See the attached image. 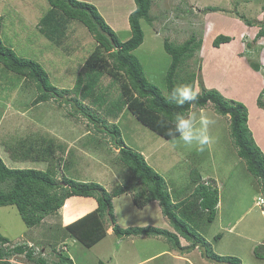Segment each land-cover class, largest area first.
I'll use <instances>...</instances> for the list:
<instances>
[{"label":"rangeland","instance_id":"1","mask_svg":"<svg viewBox=\"0 0 264 264\" xmlns=\"http://www.w3.org/2000/svg\"><path fill=\"white\" fill-rule=\"evenodd\" d=\"M77 1L96 7L121 41L130 36L127 17L133 0ZM49 11L48 0H0L1 43L18 57L40 64L49 83L58 90L67 91L59 99L33 105L37 96L35 85L6 71L0 64V157L5 165L41 171L50 167L55 173L54 179L60 183L63 176L81 182H95L109 194L119 186H129L133 192L111 199L116 225L121 229L151 226L173 232L158 204L145 208L133 204L132 196L142 187L119 162L118 146L110 134L101 133L95 127L106 122L108 129L113 124L119 129L123 147L141 153L146 163L164 179L173 202L193 199L191 194L195 184L191 171L200 174L203 181L216 188L218 193L212 222L206 221V214L188 221L204 240L202 249L196 247L180 253L171 250L162 237L118 239L110 232L89 249L74 240H67L66 255L72 263L235 264L238 260V264H264V257L260 256V253L264 254L261 247L264 245V196L258 181L249 174L244 161L237 155L229 135L228 116L217 114L210 103L201 109H190L198 118L213 122L208 128L210 142L200 150L195 144L188 146L179 140L164 139L142 125L125 106L121 104L120 107L119 83L107 75L101 76L97 87L93 88L92 93L97 95L92 99L103 102L96 108L88 98L82 99L73 93L78 77L83 80L86 73L84 61L96 43L85 27L76 21L63 23V38L51 42L39 31L40 21ZM61 20L59 18L58 24ZM140 25L144 38L133 55L141 63L148 81L163 92V77L170 64L163 49L164 40L180 45L192 38L197 48L193 56L178 68L177 83L184 85L192 75V85L198 93L201 88L216 90L226 100L242 103L247 110L248 128L254 113L249 109L251 101L246 98L252 92H255L257 111L264 113V96H260L264 88V36L257 37L264 28V0H152L149 20H142ZM218 35L228 36L231 40L215 48L212 42ZM253 66H259L258 70ZM74 101L76 109L70 104ZM117 103L120 110L112 116L107 110L116 113ZM80 110L100 121L89 123L87 117L76 112ZM41 134L45 140L50 137L55 143V160L44 163L37 158L21 159V152H29L28 145L36 146L31 138L36 140L43 137ZM262 138L264 142V136ZM34 149L31 154L40 158L41 149ZM260 199L263 203L256 204ZM75 200L78 206L85 202L82 197ZM62 222L60 209L35 227L28 228L15 206L0 207V234L9 240L2 248L11 250L24 243L37 252L34 257L41 255L46 264H55L58 259L50 246L55 245L57 249L60 241L48 244L50 246L45 244L49 239L56 240L53 227ZM105 226L111 230L107 222ZM179 241L183 248L190 245L181 238ZM205 249L209 256L203 255ZM6 263L38 264L29 262L24 254H11L6 257Z\"/></svg>","mask_w":264,"mask_h":264},{"label":"trees","instance_id":"2","mask_svg":"<svg viewBox=\"0 0 264 264\" xmlns=\"http://www.w3.org/2000/svg\"><path fill=\"white\" fill-rule=\"evenodd\" d=\"M50 11L40 21L39 31L51 42L60 41L63 38V23L70 24L76 21L82 24L87 32L93 37L96 45L89 56L84 61L86 73L83 80L78 77L74 86L73 93L82 99H89L90 104L99 108L103 102H96L92 98L93 88L97 87V80L107 75L115 82L119 83L121 104L126 107L136 120L142 125L153 131L164 139H173L169 135L174 131L175 114L178 109L169 102V94L172 89L179 86L178 68L183 62L191 58L197 44L190 38L180 45H174L168 40H164L163 49L170 58V64L163 77L164 92L153 83L149 82L145 76L141 63L133 55L143 42L144 33L140 22L149 20V11L152 0H133L134 8L127 17L130 36L121 41L115 32L105 23L93 5L77 0H48ZM59 18L62 20L59 23ZM264 36V28L257 33V37ZM230 37L218 35L212 42L213 47L217 48L220 44L230 42ZM0 64L11 73L21 76L25 81H30L35 85L37 96L32 102L38 105L50 99H59L61 94L67 91L58 90L49 83V79L44 69L35 61L18 57L10 48L4 46L0 40ZM259 67V66H258ZM253 66L254 70H258ZM193 76L190 75L185 84H192ZM183 82V81H182ZM260 96H264V88ZM65 102H67L65 100ZM105 103V101H104ZM208 103L213 106L214 111L222 116L229 118V135L237 155L244 161L246 170L259 183V188L264 196V154L255 144L251 132L247 126V110L245 106L236 101L226 100L216 90H206L201 88L198 102L194 108H203ZM76 109L74 101L70 103ZM117 103L116 115L120 110ZM186 109L188 105L184 106ZM191 107V108H193ZM84 115L89 123L100 121L85 111H76ZM104 121V120H103ZM102 122V121H101ZM105 122V121H104ZM108 129L103 122L100 126L95 125L101 131H106L117 144L118 160L130 172L132 178L142 187L140 192L132 196L133 204L138 208H145L151 202H157L161 215L168 221L173 232L155 228L131 227L121 229L116 225L113 216L111 199L124 193L129 194L133 189L129 186H119L107 193L105 189L95 182H81L70 178L62 177V182L54 179L53 168L48 167L46 171L30 168H9L0 157V207L15 206L22 221L28 228L35 227L48 215L57 213L64 206L65 201L70 197L94 198L96 208L90 213L77 219L76 221L61 228L63 232L55 231L56 240H48L45 245L54 244L60 241L59 247L50 246L51 252L56 255L58 261L55 264H73L72 259L66 255L68 251L67 240H74L86 248H91L101 242L107 235L105 222L112 225V233L118 239L124 237H162L169 244L171 250L183 253L191 251L193 248L204 247V240L188 224L191 218H197L200 214L205 215L207 222H212L216 215L218 204L217 189L209 185L200 174L191 171L192 181L195 184L189 198L173 202L166 189L164 179L155 172L145 161L139 152L123 147L120 139L119 129L115 124ZM43 135V134H41ZM34 136V135H33ZM44 137V138H43ZM36 140L31 138V142L40 148V158L33 156L35 147L28 145L29 152H21V159L37 158L44 163H51L55 152V143L52 138L45 140V136ZM116 138V140H115ZM25 146V145H24ZM23 147V144L21 145ZM26 148V147H25ZM13 157L14 153H10ZM71 154V152L69 153ZM20 156V155H19ZM52 159V160H51ZM180 213V214H177ZM204 217V216H203ZM198 230V229H197ZM55 235V234H54ZM61 237L59 238V236ZM29 237V236H28ZM179 238L189 243V247L183 248ZM37 244V239H33ZM54 242V243H53ZM9 243V240L0 234V262L6 263V257L11 254H24L29 262L46 264L41 255L34 257L35 250L26 244H19L11 250L3 249L2 246ZM264 248V245L261 246ZM194 250V249H193ZM264 250V249H263ZM40 253V252H38ZM260 253V252H259ZM203 255L209 256L207 249ZM264 257V254L260 253ZM216 257V256H215ZM210 258H212L210 256ZM219 257H216V259ZM96 264H105L98 261ZM238 264V260H235Z\"/></svg>","mask_w":264,"mask_h":264},{"label":"clouds","instance_id":"3","mask_svg":"<svg viewBox=\"0 0 264 264\" xmlns=\"http://www.w3.org/2000/svg\"><path fill=\"white\" fill-rule=\"evenodd\" d=\"M198 98L199 93L192 84L179 85L172 89L169 94V102L181 111L175 114L174 131H170L169 135L174 140L182 141L185 145L195 144L200 147V150H203L204 146L210 142L208 128L213 122L204 117L198 118L195 113L191 112L190 109L197 104ZM185 105H188L189 108L186 109Z\"/></svg>","mask_w":264,"mask_h":264},{"label":"crops","instance_id":"4","mask_svg":"<svg viewBox=\"0 0 264 264\" xmlns=\"http://www.w3.org/2000/svg\"><path fill=\"white\" fill-rule=\"evenodd\" d=\"M133 8H134V3H133V7L131 8L130 12L133 10ZM254 99H255V92H252L246 98V100L251 101L252 105H251V107L249 106V109H252V111L254 113V119L252 117H250L248 125H249V130H251L250 131L251 135L254 138L253 140H255L254 141L255 144L259 147L261 152L264 154V142H263V138H262L264 136V113L257 111V108L255 107V104H254ZM251 120H253L252 123H251ZM76 198L77 197H71V198L67 199L64 203L65 205L61 208V216H62V221H63L62 224L60 225L61 228L67 226L68 224H70V223L76 221L77 219L83 217L84 215L90 213L97 206L96 201L93 198H83V200L85 201L84 204L81 206H78L75 204ZM154 203L157 204V202H151L147 206H150ZM73 214H75L74 218H73ZM55 226L57 227V225H54L53 228L56 231L57 229ZM58 229L60 232L61 229L60 228H58ZM110 232H112V228H111V230L108 229L106 231L107 234H109ZM36 236L39 237L38 235H36Z\"/></svg>","mask_w":264,"mask_h":264},{"label":"built area","instance_id":"5","mask_svg":"<svg viewBox=\"0 0 264 264\" xmlns=\"http://www.w3.org/2000/svg\"><path fill=\"white\" fill-rule=\"evenodd\" d=\"M259 201L260 202L257 201L256 204L263 203V200L262 199H260Z\"/></svg>","mask_w":264,"mask_h":264},{"label":"water","instance_id":"6","mask_svg":"<svg viewBox=\"0 0 264 264\" xmlns=\"http://www.w3.org/2000/svg\"><path fill=\"white\" fill-rule=\"evenodd\" d=\"M112 226V225H111Z\"/></svg>","mask_w":264,"mask_h":264}]
</instances>
